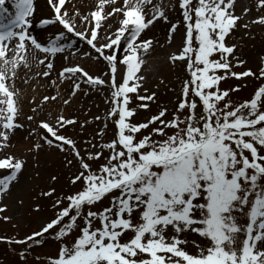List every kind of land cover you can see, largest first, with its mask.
<instances>
[{
  "label": "snow or ice",
  "instance_id": "snow-or-ice-1",
  "mask_svg": "<svg viewBox=\"0 0 264 264\" xmlns=\"http://www.w3.org/2000/svg\"><path fill=\"white\" fill-rule=\"evenodd\" d=\"M81 2L46 0L47 11L38 13L36 0H0V170L7 172L0 201L24 175L27 161L12 149L25 120L37 125L27 151L58 150L71 173L70 191L50 185L41 192L52 217L0 241L21 246L14 249L20 264L48 238L55 254L36 256L39 264H264V57L256 71L243 67L232 43L242 28L264 31V0L240 12L238 0H92L90 9ZM157 28L165 29L164 43ZM157 46L184 76L171 110L158 106L138 121V110L156 103L143 66ZM78 54L106 70L67 62ZM232 78L244 79L229 85ZM249 78L251 94L236 98ZM37 87L56 91L38 100ZM105 90L104 124L83 142V154L63 131L76 125L74 116L61 108L37 121L49 101L59 97L66 106ZM7 207L0 203V213Z\"/></svg>",
  "mask_w": 264,
  "mask_h": 264
},
{
  "label": "rangeland",
  "instance_id": "rangeland-1",
  "mask_svg": "<svg viewBox=\"0 0 264 264\" xmlns=\"http://www.w3.org/2000/svg\"><path fill=\"white\" fill-rule=\"evenodd\" d=\"M44 2L46 3V0ZM83 2H86V0H83L81 4ZM252 2L253 0H238L239 6L237 7V12H240L243 6H250ZM84 8L90 9L89 7ZM153 34L159 39L160 43H164V28H157ZM232 43L237 44L241 58L247 61L246 65L243 67H250L253 71H256L258 67V58L264 57V31L255 26L250 30L242 28L236 32V35L232 39ZM78 46L80 49L86 48V45L83 43H80ZM164 51H166V48L161 49L157 46V51L152 57H156L160 63L154 70L151 69L150 71L149 69L145 72L146 80L144 86L149 89V92H156V103L147 102L150 104V108L148 110H138L137 116L134 117L135 120L143 121L145 117L156 113L158 106L168 107L171 110L175 105V97L180 87V78L184 76V72L182 69H174L171 65L165 63V57L163 55ZM67 62L81 63L91 72H97L98 69L101 71L106 70L103 65L94 63L90 57H83L79 54L75 57L70 56ZM234 70L240 71L241 67L238 66ZM243 79L244 78H241V80L238 81L235 78H232L228 81V84L235 85L241 83ZM161 80L163 83H161ZM255 83L254 80L249 78L247 87L235 94L236 98L248 97L251 94ZM22 87L32 94L27 85H22ZM39 89L45 91V94L49 95H54L56 91L54 88ZM171 89H176V91H172ZM63 91L67 90L62 89V92ZM108 95L109 92L107 90L102 93L90 92L88 96L78 95L73 98V102L66 106L62 104L61 99L58 97L56 101L47 102L46 108L43 113L37 117V121L46 118L49 113L54 117L59 114L61 108L63 109V114L65 116H74L77 121L76 125L67 126L63 131L66 135L78 140L83 154L84 147H87L83 142L91 139L104 124L103 117L106 109L109 107V105L105 103V98ZM37 99L39 100L40 97H37ZM139 103V101H133L132 106ZM25 104V111L31 114L28 100L25 101ZM97 115L101 117L100 120H92V122L85 125L83 129L80 128L79 125L81 121L91 119ZM24 125L23 128L17 130L16 136L13 137V144L15 147L12 151L24 156L27 163L23 177L19 180L16 186L12 188L10 194L5 197L3 201H0V203H6L8 205L5 212L0 213V216L7 215L10 217L8 221L0 219V236H11L16 238L23 237L25 234L37 230L42 219L52 217L53 210L51 209L50 202L41 196V192L47 190L50 185L55 186L58 191L61 189L64 191L71 190V186L68 184V178L71 173L69 169L65 167V154L60 153L55 149H49L47 146H45L41 152H28L27 148L34 140V136L29 135V133L31 128L36 127L37 125L34 122L26 120L24 121ZM39 130L43 131V129ZM111 136L112 124L111 121H108V129H106L104 139L107 140ZM93 143H95V141H93ZM6 174L7 172L5 170H0V177ZM53 175L58 178L55 183L50 180V177ZM21 200L23 201L22 204L19 203ZM36 204L40 205L39 212L34 210ZM193 239H198L195 234L188 237L189 244L187 248L190 252L195 251L194 246L191 244ZM20 247V245H9L7 242L0 241V264H20L19 258L14 251V249ZM55 250V240L53 238H48L46 244L36 247L29 253V264H39V262L35 260L36 256H39L41 260H43L47 255H54Z\"/></svg>",
  "mask_w": 264,
  "mask_h": 264
},
{
  "label": "bare ground",
  "instance_id": "bare-ground-1",
  "mask_svg": "<svg viewBox=\"0 0 264 264\" xmlns=\"http://www.w3.org/2000/svg\"><path fill=\"white\" fill-rule=\"evenodd\" d=\"M45 0H36V4H37V12L38 13H44L47 11V8H46V3L44 2ZM83 1V0H82ZM92 5V0H86V2H83L82 4L78 5V6H81V7H91ZM10 7V5H9ZM163 62V61H162ZM160 63L159 60L156 59V57H152L150 60H149V64L148 65H145L143 66L144 68H147L148 70L150 69H155L157 68L158 64ZM143 71V70H142ZM28 97L31 96L30 92L29 91H26ZM36 94H37V97L39 98L41 96V94H45V91H41L39 88L36 89Z\"/></svg>",
  "mask_w": 264,
  "mask_h": 264
}]
</instances>
